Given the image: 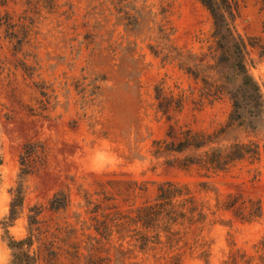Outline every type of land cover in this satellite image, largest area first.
<instances>
[{"label":"rangeland","instance_id":"1","mask_svg":"<svg viewBox=\"0 0 264 264\" xmlns=\"http://www.w3.org/2000/svg\"><path fill=\"white\" fill-rule=\"evenodd\" d=\"M226 1L259 90L250 104L230 63L216 65L198 0H0V264H224L238 251L264 264V0ZM161 5L197 78L146 47ZM123 10L139 13L142 36L118 21ZM170 126L220 135L203 151L242 144L244 155L223 171L182 168L183 155L154 152ZM164 181L198 204L190 227L137 221Z\"/></svg>","mask_w":264,"mask_h":264},{"label":"trees","instance_id":"2","mask_svg":"<svg viewBox=\"0 0 264 264\" xmlns=\"http://www.w3.org/2000/svg\"><path fill=\"white\" fill-rule=\"evenodd\" d=\"M210 13L213 18V38L215 39L217 53V66L222 64H229L234 69V80L241 82L243 85L244 93L241 95L242 100L246 101V104H250L252 99L259 100V90L256 83L248 74L246 66L244 64L245 58V43L243 39L234 31L231 21L233 17V9L230 7L226 0H198ZM128 9V8H126ZM130 11H122V17L118 18L119 22H126L125 26L129 33L135 37L142 36L143 28L141 26L142 19L139 17V13L135 11L133 15ZM168 9L161 5L159 13L151 14L153 29L156 32L154 37L155 44L146 45L147 49L154 57H161L163 61L170 63H177L180 69L188 74H193L197 78V74L193 71L194 67L198 66L196 60L190 53L177 48L173 43L174 29L170 25L168 18ZM234 59V60H233ZM232 60V62H231ZM227 77L224 78V82ZM227 87L223 86L221 91H214L213 96L217 97L221 95L222 91H227ZM159 92V94H158ZM216 92V93H215ZM246 92H252L255 95H247ZM159 88H155L154 99L160 102L159 112L168 118L169 103L167 97L160 95ZM234 110L238 109V95H230ZM232 120V118L230 119ZM230 124L228 121L227 126ZM175 127L170 126L167 138L154 141L155 154H168L175 153L183 155L181 159L175 160L177 165L182 168L188 166H197L204 169L207 172L211 171H223L226 166L236 160L241 159L244 155L243 150L245 148L242 144H235L227 148H211L207 151H203L204 147L208 144H216L215 141L220 135L216 133H200L193 132L191 129H183L179 126L178 133H175ZM173 130V133L170 131ZM218 134V133H217ZM233 149L235 150L233 152ZM170 163V161H168ZM60 197L53 198L49 205L52 210H58L60 205ZM13 202H11V210L9 218L13 219L14 208ZM64 200H62V204ZM13 205V206H12ZM189 206V208H188ZM190 216H188V214ZM201 216L198 204L189 196V190L186 185H179L172 181L159 182L156 185V194L152 204L148 202L143 203L137 209V221L145 229L152 228L155 230L170 231V226L176 228L190 227L192 220L195 217ZM189 223V224H188ZM34 221H29V225L33 226ZM31 239H24L16 243L19 246H29ZM143 243H141V249H145L148 243H151L145 236L141 237ZM224 264H262L253 263V259L247 257L244 253L239 251L232 255L228 261Z\"/></svg>","mask_w":264,"mask_h":264}]
</instances>
